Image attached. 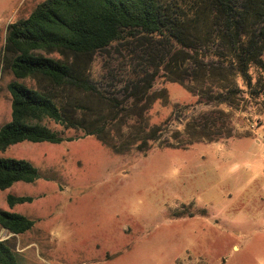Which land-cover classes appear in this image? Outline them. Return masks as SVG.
Segmentation results:
<instances>
[{"label": "trees", "instance_id": "obj_1", "mask_svg": "<svg viewBox=\"0 0 264 264\" xmlns=\"http://www.w3.org/2000/svg\"><path fill=\"white\" fill-rule=\"evenodd\" d=\"M263 56L264 0H42L7 24L0 47L14 77L0 151L22 141L72 140L68 129L115 154L250 136L234 133L231 117L244 93L264 96ZM163 82L178 83L211 108L182 121L176 107L150 124L153 104L169 101ZM38 178L30 161L0 157V190ZM30 201L7 196L10 206ZM34 223L0 210L10 237ZM0 264H18L9 238L0 239Z\"/></svg>", "mask_w": 264, "mask_h": 264}, {"label": "rangeland", "instance_id": "obj_2", "mask_svg": "<svg viewBox=\"0 0 264 264\" xmlns=\"http://www.w3.org/2000/svg\"><path fill=\"white\" fill-rule=\"evenodd\" d=\"M40 1L0 0V47L7 24ZM13 79L0 61V126L11 118ZM160 86L169 101L153 104L150 124L176 107L182 121L211 108L178 83ZM243 96L232 126L250 136L115 154L68 129L72 140L22 141L0 151L39 172L34 182L0 190V210L35 222L13 237L0 226V239L9 238L18 264H264V96ZM8 194L32 201L10 206Z\"/></svg>", "mask_w": 264, "mask_h": 264}]
</instances>
